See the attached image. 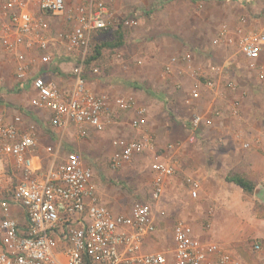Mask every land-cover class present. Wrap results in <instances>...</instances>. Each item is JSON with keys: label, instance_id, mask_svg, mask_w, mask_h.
I'll return each instance as SVG.
<instances>
[{"label": "rangeland", "instance_id": "1", "mask_svg": "<svg viewBox=\"0 0 264 264\" xmlns=\"http://www.w3.org/2000/svg\"><path fill=\"white\" fill-rule=\"evenodd\" d=\"M73 1L69 3L73 4ZM216 1V4L205 0L110 1V5L115 4L116 8H111L109 27L96 32L92 40L96 43L115 42V30L121 24L125 28L122 44L103 48L98 58L89 62L84 77L93 92L107 96L111 121L102 131L91 133L90 130L88 136L81 137L72 124L64 130L53 129L49 122L50 109L31 103L36 94L34 91L23 93L30 100L31 105L27 107L7 103V115L11 116L10 120L21 116L20 126L34 132L39 148L51 145L55 149L58 146L61 154L77 152L82 163L91 168L101 198L115 212L127 211L136 202L149 197L153 178L150 162L156 154L171 156L184 168L188 162L196 165L205 163L203 166H207L216 149L245 152L257 148L256 151H263L264 76L261 66L264 56L254 60L246 58L239 50V39L243 32L251 29L264 34V0H238L239 6L235 0ZM218 6L224 11L229 10L231 20L224 18L222 8ZM2 19H5L4 15ZM46 19L51 36L58 38L57 42H50L44 51L33 49V53L54 56L55 60L61 57L69 59L70 68L66 72L59 70L52 61L41 59L50 70L49 80L57 88H67L74 79L77 51L67 49L65 33L69 27L63 17ZM221 30H225L223 35ZM59 34H62L61 39ZM151 51L163 55L157 56L159 59L156 54H150L153 58L147 59L145 55ZM4 52L0 44L1 87H13L14 83L25 82L32 76L27 73L25 79L20 80ZM174 53L181 56L189 53L190 58L177 61L175 70L167 72L165 64ZM91 67H98V72L90 73ZM209 81L214 83L211 88L206 86ZM229 84L233 86L232 90ZM195 86L199 88L200 97L190 99V91ZM128 97L148 110L144 131L154 146L113 167L109 162L115 149L113 141L121 137L132 140L137 136V131L130 126L134 112L120 110L116 105L118 99ZM196 116H201V119L198 128L193 129L191 121ZM202 153H206L205 156ZM216 154L217 158L222 157ZM0 161V172L14 181L8 160ZM216 167L215 173L221 178L228 172L234 173L227 165ZM187 172H179L181 182L178 187L174 186L173 190L169 187L161 197L157 211L163 210L164 215L158 214L156 222L157 237L162 239L157 240V247L147 251H168L173 245L172 226L178 220L188 222L195 233H198V227L208 229L211 219L204 216L208 203L200 202L202 197L198 192L195 197L189 195L188 200H183L188 192L185 190V178L193 174ZM254 177V191L246 194L244 199L249 210L261 214L264 212V181L260 182L259 174L254 173ZM226 185L223 188L218 186V195L222 191L224 194L235 193L231 183ZM225 205V201L218 203L213 211V226L209 231L211 241L229 247L231 251L237 249V257L246 264H264V236L248 235L235 239L236 234H233L235 237L229 236L230 239L225 237L224 225L228 221ZM253 244H258L259 249H253Z\"/></svg>", "mask_w": 264, "mask_h": 264}, {"label": "built area", "instance_id": "2", "mask_svg": "<svg viewBox=\"0 0 264 264\" xmlns=\"http://www.w3.org/2000/svg\"><path fill=\"white\" fill-rule=\"evenodd\" d=\"M70 1L0 0L5 16L0 41L9 53L20 47L44 51L58 39L51 36L46 17H63L69 27L65 44L78 55L74 79L67 88H57L43 75H34L31 84L36 94L31 103L50 109L51 126L64 130L72 124L77 135L85 137L90 130L102 131L111 121L107 96L93 92L82 75L91 36L109 26L110 6L107 0ZM239 50L250 60L264 56V34L257 29L243 32ZM42 57L50 61L49 55ZM188 58L189 53L182 56V60ZM165 69L170 71V64ZM27 72L21 65L17 76L25 79ZM89 72L97 73L98 67ZM206 86L211 88L214 83L209 81ZM228 87L233 89L230 84ZM190 97H200L198 87L191 89ZM116 103L120 110L134 112L130 126L137 136L113 141L115 149L109 159L113 167L154 146L144 131L146 109L131 97ZM200 119H192L193 129L198 128ZM38 146L34 132L20 126L19 116L12 120L0 117V160H8L14 175V181L7 184L0 178V264H245L228 247L202 239L182 220L172 226L173 245L168 251H143L148 238L159 234L156 220L164 211H157L158 203L167 180L179 167L171 156L156 154L150 162L153 178L149 197L127 211L115 212L101 200L93 172L77 152L61 154L58 146L47 145L41 154L36 151ZM185 184L195 197L198 181L186 176ZM252 247L259 249L258 244Z\"/></svg>", "mask_w": 264, "mask_h": 264}, {"label": "crops", "instance_id": "3", "mask_svg": "<svg viewBox=\"0 0 264 264\" xmlns=\"http://www.w3.org/2000/svg\"><path fill=\"white\" fill-rule=\"evenodd\" d=\"M110 1L112 2V0H109L110 13L108 16V18H109L108 21L112 17L111 8L112 9L116 8L115 4H114L115 6L110 5ZM205 1L213 2L214 4L217 3L216 0H205ZM234 2L236 5H238V6L240 5V2L238 0H235ZM217 8H222V7L218 6ZM241 8L244 9L243 5ZM222 10H223L222 12H223L224 18L226 20H231V18H230L231 15L228 13L229 10L224 11L223 8H222ZM206 15H209V14H206ZM2 16L3 15L1 14V7H0V27H1L2 21H3ZM186 25H188V23H186ZM222 28L223 27L221 26V29ZM0 44L2 45L1 41H0ZM37 50H39V49H37ZM22 52H24V53H22ZM160 53H161V51H160ZM4 54L6 56H8L7 60L8 59L11 60V62H12L11 65L13 66L12 69H14L15 72H17L18 68L22 65L25 68H27V70H28L27 73L32 74V76L29 77L28 79H26L25 82L21 81V82L14 83L13 87L11 85L8 86L9 88H7V87L4 88V86H2V87L0 86V99H1L0 115L5 120H10L11 116L7 115L6 108H5L6 104L7 103L17 104V105H20L23 107H27L28 105H31L30 100L26 99L25 96H23V93L34 91L32 88V84H31V82H32L31 80H32V77L34 75H43L45 77V79H49L48 73L50 72V70L48 69V66H45V63L42 62L41 59L43 57L41 55L33 53V48H31V49L26 48L25 49V47H20L15 53H9L5 50ZM150 54H153V56H155L154 54H156L155 57H157V56L162 57V55H163V54H159V53H155V52L151 51L150 53L145 55L147 57V59L153 58V57H151ZM182 56H181V54L180 55L175 54V53L173 55L170 54L169 60H167V62L165 64V65L170 64V71H168V72L175 70L174 66H175L177 61H180L182 59ZM159 57H157V58H159ZM173 58H175L174 61H172ZM50 61H52V63L56 64L58 69L63 71V72H66L70 68V66H69L70 61L68 58L61 57V58L55 60L54 56H52V57L50 56ZM172 74H174V72ZM147 113H148V110L146 109V124H147ZM18 115H20V113H18ZM19 117L21 118V116H19ZM119 122H121V121H119ZM52 128L53 129L54 128L59 129V128L54 127V126ZM93 132H96V131L91 130V133H93ZM38 145H39V142H38ZM39 146H38L36 151L38 153L42 154L43 152L39 151V149L43 150L44 146H42V149L39 148ZM254 149L255 150H246L245 152L240 151V150H238L236 152L234 149L228 150V151L227 150L226 151L225 150L220 151V150L216 149L215 152L213 154H211L214 157L213 160L210 161V159H209L207 166H203V164L205 165V163L196 165L194 163L191 164L190 162H188L186 167L183 168V165L181 164V165H179L177 172L171 178H169L167 180L166 190L169 187L172 188V190H173V187L174 186L178 187V185L181 182V180H180L181 177H180L179 172H181V171L182 172L188 171L189 173L193 172L194 176H192L193 174L187 175V176H191L198 181L197 192L202 197L200 202L202 201L203 204L208 203V206L205 208L206 210L204 211L205 212L204 216L207 215L211 219L210 223L208 224V229L203 230L202 228H200V229H199V227L197 228L198 233H196V234L198 236H199V234H201L202 239L212 240L210 238L209 231L212 229V226H213V223H212L213 211L215 210L216 205L218 203H223V201L226 202L225 212L227 213V218H228V221H226V223L224 225L225 229H226L225 233H224L225 237L230 239L229 236H234L233 234H236V237L234 236L235 239H243L244 237H246L248 235H253L255 237H258V236L263 237L264 236V230L262 231V228L264 229V218L259 217L257 215V212L249 210V207L247 204L248 202H247V200L244 199V197H246V194L244 193L243 189L240 186H238L237 184H234L233 182L226 181L223 177L221 178L217 173H215V172H217L216 166L227 165L230 169L233 170L234 173L244 175L249 180L256 182L255 177H254V173H256V174H259L261 176L260 182L264 181V150L263 151H256L258 149L257 148H254ZM216 153H218L219 155H222V157L217 158ZM205 154L206 153H202V155H204V156H205ZM213 162L215 163V165L213 164ZM0 170H1V163H0ZM9 172H11L10 176L14 177L12 171L9 170ZM0 178L4 184H7L10 182L9 177L6 175V173L4 174L3 172H0ZM229 183H231L233 185V190L235 191V193L230 194L229 192H227L228 194H226V193L224 194V192L222 191V192H219V195H218V192H217L218 186L220 188L227 187L226 184H229ZM185 190L188 191V192H186V195L184 194V198H183V200L186 201L189 199L190 193H189L188 187ZM98 193H99V188H98ZM206 194H208L210 196H206ZM99 195H100V193H99ZM100 198H101V196H100ZM101 200L103 201L102 198H101ZM208 211H210L209 215H208V213H209ZM258 228H260V229H258ZM158 235L159 234H155L152 237L148 238V240L146 241V243L143 247V251H147L151 248L158 246L157 240L162 239V238H158L157 237ZM226 242H228V240ZM236 251H237V249L234 250L233 252L237 256Z\"/></svg>", "mask_w": 264, "mask_h": 264}, {"label": "trees", "instance_id": "4", "mask_svg": "<svg viewBox=\"0 0 264 264\" xmlns=\"http://www.w3.org/2000/svg\"><path fill=\"white\" fill-rule=\"evenodd\" d=\"M109 27V26H108ZM107 29V28H106ZM104 29V30H106ZM124 30L125 28L123 27V25H119L117 26V29L115 30V34L117 35V39L115 42H110V41H104V42H94L92 40L93 35L91 36V40H92V44H91V48L89 45L86 57L84 59V65H83V77L86 76L87 74V70H88V66H89V62L91 60L97 59L98 55L100 54V51L102 52V49L108 46H118L120 44H122V37L124 36ZM103 31V30H100ZM98 32V31H97ZM90 40V42H91ZM224 179L228 182H233L234 184H237L238 186H240L245 194H252L255 188L256 183L252 180H249L248 178H246L244 175L238 174V173H230L228 172L225 176ZM257 215L259 217H263L264 218V212H262L261 214L257 213Z\"/></svg>", "mask_w": 264, "mask_h": 264}]
</instances>
